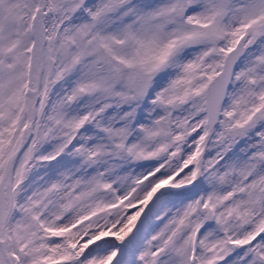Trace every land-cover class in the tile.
Wrapping results in <instances>:
<instances>
[{"label": "snow or ice", "instance_id": "snow-or-ice-1", "mask_svg": "<svg viewBox=\"0 0 264 264\" xmlns=\"http://www.w3.org/2000/svg\"><path fill=\"white\" fill-rule=\"evenodd\" d=\"M0 264H264V0H0Z\"/></svg>", "mask_w": 264, "mask_h": 264}, {"label": "rangeland", "instance_id": "rangeland-1", "mask_svg": "<svg viewBox=\"0 0 264 264\" xmlns=\"http://www.w3.org/2000/svg\"><path fill=\"white\" fill-rule=\"evenodd\" d=\"M209 148H211V145H209Z\"/></svg>", "mask_w": 264, "mask_h": 264}]
</instances>
